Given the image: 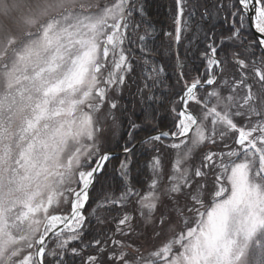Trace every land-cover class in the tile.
Returning a JSON list of instances; mask_svg holds the SVG:
<instances>
[{
    "label": "snow or ice",
    "instance_id": "obj_1",
    "mask_svg": "<svg viewBox=\"0 0 264 264\" xmlns=\"http://www.w3.org/2000/svg\"><path fill=\"white\" fill-rule=\"evenodd\" d=\"M177 6L183 16L184 0ZM213 7L231 34L219 43L214 32L205 34L206 78L189 82L178 60L183 86L178 100L170 101V130L154 127L155 135L144 141L175 151L168 183L158 154L150 164L149 191L141 195L132 185L137 161L131 142L141 125L131 122L119 169L124 190L91 213L103 225L98 208L134 202L155 238L170 236L146 259L128 242L135 235L132 215L124 213L114 232L85 238L90 228L84 214L89 191L112 157L100 151V114L105 105L108 116L117 109L109 93L119 92L135 71L134 51L142 57L137 91L150 102L145 121L157 119L153 105L164 102L154 94L164 68L149 59L147 28L131 48L140 24L148 23L145 5L0 0V16L12 21L0 25V264H264V0H217ZM212 15L207 8L202 13ZM240 55L250 57L248 63ZM233 61L244 70L232 83L233 92L247 89L242 102L216 87L200 95L228 86L217 69L223 73ZM247 71L254 84L246 83ZM193 103L201 106L199 115ZM205 144H223L224 150L202 152L199 164H190Z\"/></svg>",
    "mask_w": 264,
    "mask_h": 264
},
{
    "label": "trees",
    "instance_id": "obj_2",
    "mask_svg": "<svg viewBox=\"0 0 264 264\" xmlns=\"http://www.w3.org/2000/svg\"><path fill=\"white\" fill-rule=\"evenodd\" d=\"M137 3L145 5L146 19L148 23H141L139 30L133 35V40L137 42L131 45V48L137 49V37L145 34L147 28L151 33L146 40L148 49L151 51L149 59L156 66H163L164 71L160 76V83L155 88L154 94L156 97L162 98V104H154L153 108L158 110V117L155 120L145 121L144 109L147 107L148 101L142 102V98L137 91L138 86H142L143 77L141 75L142 57L141 53L136 50L133 52L135 59L133 65L135 71L129 74L126 84L120 89L119 92H110L111 97L118 103L111 116L107 115V105L104 106L101 116L103 118L100 123L102 129L107 131V138L104 142L102 152L109 151H122L123 146L129 140L128 133L130 131V123L135 122L141 125V128L133 133L132 144L144 138L155 134L154 127L158 130H170L172 123V114L169 111L171 107L170 101L178 100L181 92L183 82L180 81L177 73L180 69L177 67L178 60L184 65V72L186 73L185 79L191 81L194 76H204L206 61L202 58L201 53L207 51L206 45L208 41L205 39V34L214 32L216 35V42L219 43L221 37L229 36V25L224 20L214 14V4L217 0H184L185 11L183 16H178L177 0H137ZM205 8L213 13L211 17H202ZM190 13H194L190 15ZM137 23H140L141 17L136 15L134 17ZM179 19V24L177 20ZM180 28V39L177 41V28ZM226 51L243 53L241 48L228 47ZM259 55V52L256 53ZM240 59H245L248 63L250 57L240 55ZM241 70L235 62H231L223 71L217 69L218 80H228L227 87H221L220 84L211 86L200 90V95H204L212 90V87L220 88L223 95L233 94L237 100L247 94V89L237 87L234 92L232 91V83L241 77ZM250 77L246 83L254 84L252 73L247 71ZM255 86L253 91H255ZM242 102V100H241ZM211 103H215L212 100ZM211 106V104H210ZM191 110L194 114H200L201 106L192 104ZM219 151L223 150V144L216 145ZM234 146V145H233ZM159 149V153L157 152ZM204 149H209L208 144L202 145L201 148L194 154L192 160L193 165L200 162V154ZM215 150V149H214ZM210 150V151H214ZM208 151V150H207ZM134 159L137 161L133 166L131 172V183L139 189L141 195L149 191V183L152 179V171L150 164L153 157L159 154L164 172L163 183L167 180V171L169 170L174 151L164 147L159 143H145L142 142L134 148ZM123 155H115L111 157L110 161L106 164L104 171L96 178L95 184L89 191V201L87 202L84 214L88 217L90 231L86 233V237L105 230L115 231V226L118 219L124 213L132 214L135 235L128 238V242L132 243L134 247L140 249V254L151 253L154 249H158L163 242L166 241L165 237L157 239L152 234V228L144 225L138 218L137 213L133 209L134 202L126 206L109 205L106 208H98L96 216L104 219V224L101 225L97 222L95 216H92V210L97 208V204L105 200V198H117L124 190V180L120 175V161L123 160ZM163 170V169H162ZM182 202V201H181ZM180 223V222H178ZM117 239L121 237L117 234ZM135 255V253H134ZM79 264V261H77Z\"/></svg>",
    "mask_w": 264,
    "mask_h": 264
},
{
    "label": "rangeland",
    "instance_id": "obj_3",
    "mask_svg": "<svg viewBox=\"0 0 264 264\" xmlns=\"http://www.w3.org/2000/svg\"><path fill=\"white\" fill-rule=\"evenodd\" d=\"M95 3H98L99 4V7L100 8H103L106 4H110V0H95ZM11 23H12V21L10 20V19H8V18H5L4 16H0V25H3V26H5V27H7V26H10L11 25ZM109 95H110V97H111V94L109 93ZM112 98V97H111ZM84 111H87V109L85 108L84 109ZM103 117V116H102ZM94 119H96V116L94 115ZM208 125H210V121H208V122H206ZM97 127L98 128H100L101 129V131L97 134V140H98V143L100 144V151H101V154L103 153L102 152V148L104 147V142H105V140H106V138H107V131L105 130V129H102V125H101V123H98L97 124ZM219 145V144H218ZM202 146H200V147H198L197 149H195L194 150V152H193V154H192V157L190 158V160H189V163L190 164H192V160H193V158H194V154L199 150V148H201ZM208 147H209V149H204V151H209V150H214V152H219V150L218 149H216L217 148V146L216 145H211V144H208ZM72 150H74V149H72V148H70L69 149V151L68 152H66V154H65V160H66V158H67V154H70V151H72ZM223 150H224V147H223ZM175 155H176V153H175V151H174V156H173V159L175 158ZM173 159H172V161H173ZM193 165V164H192ZM171 168H172V164H171V166H170V168H169V170L167 171V173H168V175H167V180L165 181V183H163V184H167L168 183V176L171 174ZM163 172H164V168H163V170H162ZM73 186H75V185H73ZM133 209L135 210V212L137 213V215H138V218L141 220V222L143 223V220L141 219V216H140V213L136 210V206L134 205L133 206ZM65 211H66V209H65ZM130 215H132V214H130ZM144 224V223H143ZM145 225V224H144ZM133 227H134V224H133ZM181 230V228L180 227H177V232H179ZM166 239H168V238H170V236H166L165 237ZM156 249H154L153 251H155ZM144 257L147 259V258H150V253L149 254H145L144 255Z\"/></svg>",
    "mask_w": 264,
    "mask_h": 264
},
{
    "label": "water",
    "instance_id": "obj_4",
    "mask_svg": "<svg viewBox=\"0 0 264 264\" xmlns=\"http://www.w3.org/2000/svg\"><path fill=\"white\" fill-rule=\"evenodd\" d=\"M153 135H155V134H153ZM146 139H147V138H144V139L140 140L139 142H136V143L134 144L135 147H136L137 145H139L140 143L144 142ZM110 153H112V157L115 156V155H123V151H113V152H110Z\"/></svg>",
    "mask_w": 264,
    "mask_h": 264
}]
</instances>
